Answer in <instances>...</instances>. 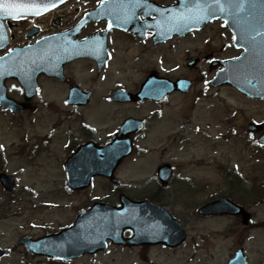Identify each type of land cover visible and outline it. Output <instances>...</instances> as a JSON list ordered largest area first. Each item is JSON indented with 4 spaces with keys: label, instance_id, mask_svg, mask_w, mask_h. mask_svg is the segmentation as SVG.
Segmentation results:
<instances>
[{
    "label": "rangeland",
    "instance_id": "rangeland-1",
    "mask_svg": "<svg viewBox=\"0 0 264 264\" xmlns=\"http://www.w3.org/2000/svg\"><path fill=\"white\" fill-rule=\"evenodd\" d=\"M159 3L167 5L173 0ZM98 4L99 0H74L35 23L47 30L68 29L80 14ZM51 17H60L58 26H53ZM28 25L21 22L12 26L9 34L13 38L4 52L25 43L24 31ZM104 27L105 22H100L85 29ZM115 38L110 80L137 89L149 72L156 71L165 78L192 81L187 94L174 92L160 105L142 104L139 110L130 106L117 111L141 115L161 110L160 119L152 121V130L144 141L148 149L145 161L130 162L119 176L123 181H144L162 161L176 166L180 186L177 189L156 196L140 191L125 195L135 200L157 199L183 225L188 238L184 245L172 251L113 248L100 254L92 264H226L238 248H243L247 264H264V188L261 192L257 188L264 184V148L258 144L257 136L245 129L248 123L264 121V101L247 98L229 86L208 85L215 73L214 69H208L209 61L239 55L240 51L232 47L230 33L222 22L215 21L182 39L156 46L149 41L139 44L121 35ZM194 59L198 64L190 70L187 63ZM7 90L13 99L21 100L17 84L8 82ZM62 114L60 110L54 115L39 109L31 118L14 117L0 108V170L16 180L15 191L10 194L0 186V246L7 251L0 264H50L32 257L16 245L17 241L24 236L37 238L58 232L72 224L78 209L87 208L95 201L117 204L118 194L104 191L106 185L101 181L87 193L60 191L63 184L57 160L61 155L59 146L54 145L53 155L43 153L33 157L27 152L30 150L27 147L37 137H43L54 118H61ZM180 178L188 181L180 183ZM250 187L257 191L258 202L251 201L247 190ZM220 196L249 206L246 209L252 213L254 226L246 229L230 217L196 216L200 205ZM75 264L88 263L81 260Z\"/></svg>",
    "mask_w": 264,
    "mask_h": 264
},
{
    "label": "water",
    "instance_id": "water-1",
    "mask_svg": "<svg viewBox=\"0 0 264 264\" xmlns=\"http://www.w3.org/2000/svg\"><path fill=\"white\" fill-rule=\"evenodd\" d=\"M65 1L67 0H13L17 3H38L49 5V7L46 11L41 9L39 15L23 12L19 16H6L0 12V50L7 44L3 20H6V25L10 28V21L40 16ZM197 2L198 0H176L174 5L159 6L146 0H106L103 11L100 5L95 10L85 13L72 29H82L90 21L106 19L108 22L106 29H130L140 38L145 31L152 30V39L156 44L172 35L183 36L191 30L200 29L205 23L221 19L232 33L233 47L242 49L243 52L235 59L219 62L216 67L221 69L210 85L231 86L249 98L264 100V0H233L234 6L229 10L216 12L214 18L207 16L202 19L196 18ZM199 2L204 3L206 0H199ZM52 4H55V7H52ZM241 4L242 8L239 7ZM140 12L145 19L143 22L138 18ZM109 22L112 24L111 28L108 27ZM36 32L33 28L27 36L30 37ZM66 40L55 36L44 38L33 45L14 48L0 57V105L2 108L13 114L28 109L40 76L54 75V71L64 63L90 51L88 40L78 44H71ZM195 63L196 61H192L187 66L192 68ZM9 79L15 80L22 87L21 102L7 96L5 82ZM189 87L188 81L180 80L171 83L163 79L156 80L155 76L150 75L142 84L137 98L158 99L172 90L186 92ZM246 130L258 134V142L264 145V122L249 123ZM97 154L99 156L100 150H97ZM125 155L109 159L107 163L98 158L99 166L96 168L98 170L96 173L110 178L113 169ZM159 173L166 178L169 171L163 167ZM0 182L6 191L13 190L11 178L1 175ZM120 204L119 209L94 204L88 212L78 216L68 229L37 241L22 238L18 241V245L25 246L29 252L39 256L68 261L84 253L93 254L104 249L107 239L114 244L129 246L163 244L170 248L177 247L185 240L182 226L162 208L148 202H133L124 196H120ZM197 212L200 215L241 214L243 224L247 223V216H244L243 210L227 199L209 203ZM125 229H131L133 235L129 240L123 241L121 234ZM1 256L3 252L0 250ZM227 264H246L243 251L235 252Z\"/></svg>",
    "mask_w": 264,
    "mask_h": 264
},
{
    "label": "flooded vegetation",
    "instance_id": "flooded-vegetation-1",
    "mask_svg": "<svg viewBox=\"0 0 264 264\" xmlns=\"http://www.w3.org/2000/svg\"><path fill=\"white\" fill-rule=\"evenodd\" d=\"M153 1L160 4V0ZM72 31H75V29H51L44 34V36L57 33H70ZM115 35H121L124 39H133L139 44L149 41L152 46L155 45L151 39V32L145 33L143 40H140L128 30L123 29H80L73 40L79 42L92 38L93 41L90 43L92 47L91 56L76 58L65 64L58 76L41 77L38 80V88L33 101L35 105L30 106L33 111H24L14 117L24 115L31 118L39 109H46L54 115H57L59 110L63 112L61 118H54L51 126L47 129L43 137H37L31 147H27L28 150L30 149L29 151H27L26 148V151L33 157H38L43 153L53 155L51 150L54 145L61 148V155L59 159H57L59 162V172L62 178L61 185L63 184V187H59L60 191L70 194L87 193L95 189L97 181H101L106 185L103 190L111 192L112 194L116 193L119 195L136 193L139 191V193L151 194L154 196L165 194L173 189H177L179 186L176 176V166L171 163L162 161L156 164L152 176L148 179H144V181L134 179L123 181L119 176V172L128 166L130 162L137 163L138 161H145L148 149L144 141L152 130V121L160 119V115H162L161 110H153L141 115L137 113L129 114L120 112L124 108L130 106L134 107L135 110H139L142 104L160 105L174 92L165 94L157 101H135L132 97L138 92V86L137 89H130L126 83L122 81H116L115 79L110 80V71L113 66L115 54ZM188 35L190 34L184 37ZM182 38L172 37L167 41ZM153 72L154 71L149 72L147 76L152 75L156 78H163L162 76H158L156 71L157 75H154ZM165 79L169 81L176 80V78ZM43 84H45L46 89ZM49 97H51V99H49ZM118 110H120V112H117ZM128 119L137 121L132 122L130 126H128L125 125ZM112 144H115L112 149L107 148L106 150H100L98 156L97 150L109 147ZM27 145H29V143H27ZM24 150L25 147H23V151ZM1 151L2 147H0V155L2 156ZM126 153L128 154L120 159L119 163L113 169L112 179L109 180L105 177L94 175V169L97 167L96 160L98 158H100L101 161H107L108 159H115L119 155H125ZM141 165L142 164L138 165L139 168H142ZM163 166H167L171 169L170 174L165 180L158 175V170ZM1 173L2 171L0 170V174ZM179 180L181 181L180 183H186V181H188L185 178H180ZM247 190L249 191L248 195H250L251 201L254 202L255 200V202H257V195L254 193L253 189L250 187ZM141 199L150 200L159 204V201L152 197ZM232 202L242 207L245 213L248 214L247 225L242 227L249 229L254 226L253 223H255V221L253 222L252 213L247 210L250 207L244 206L242 203L233 200ZM90 206L78 209L77 213H74V219L76 216L86 211ZM218 217L234 218L237 223L242 224L241 216H200L199 218L210 219ZM130 236V231H125L122 234L124 239L130 238ZM30 238L37 239L39 237ZM113 248H115L116 251L152 248H158L161 251L176 250L169 249L162 245L124 247L121 245H110L108 243L107 248L102 252L85 254L68 262L31 256L50 264H75L81 260L85 261V263L92 264L100 254Z\"/></svg>",
    "mask_w": 264,
    "mask_h": 264
},
{
    "label": "snow or ice",
    "instance_id": "snow-or-ice-1",
    "mask_svg": "<svg viewBox=\"0 0 264 264\" xmlns=\"http://www.w3.org/2000/svg\"><path fill=\"white\" fill-rule=\"evenodd\" d=\"M101 10H104L105 0H99ZM55 7V4L51 5ZM234 6L233 0H206L204 3H200L199 0L195 5V11L197 13V19H202L207 16L215 17L216 12H225ZM49 5H41L38 3H17L13 0H0V12L6 16H19L23 12H33L36 15L41 13V9L47 10ZM240 8L243 5H239ZM108 27L111 28L112 24L109 22Z\"/></svg>",
    "mask_w": 264,
    "mask_h": 264
}]
</instances>
